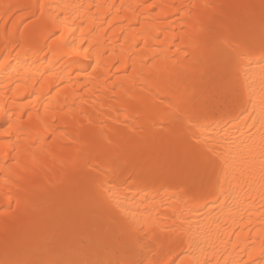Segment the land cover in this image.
<instances>
[{
    "label": "bare ground",
    "instance_id": "obj_1",
    "mask_svg": "<svg viewBox=\"0 0 264 264\" xmlns=\"http://www.w3.org/2000/svg\"><path fill=\"white\" fill-rule=\"evenodd\" d=\"M263 142L264 0H0V264H264Z\"/></svg>",
    "mask_w": 264,
    "mask_h": 264
},
{
    "label": "snow or ice",
    "instance_id": "obj_2",
    "mask_svg": "<svg viewBox=\"0 0 264 264\" xmlns=\"http://www.w3.org/2000/svg\"><path fill=\"white\" fill-rule=\"evenodd\" d=\"M182 118H183L182 114H176L174 116V119H177V120H180ZM192 126L195 127V123L194 122L192 123ZM198 145H199V140L197 139L196 143L192 144L191 147L192 148H196ZM215 151H216L215 149H209V150H206V152L203 155V159L207 162V164L209 166L219 162V157L218 156L216 157V159H213V157L211 155H209V153H215Z\"/></svg>",
    "mask_w": 264,
    "mask_h": 264
},
{
    "label": "rangeland",
    "instance_id": "obj_3",
    "mask_svg": "<svg viewBox=\"0 0 264 264\" xmlns=\"http://www.w3.org/2000/svg\"><path fill=\"white\" fill-rule=\"evenodd\" d=\"M263 145H264V142H263ZM198 147V146H197ZM169 187H174V185H172V184H169Z\"/></svg>",
    "mask_w": 264,
    "mask_h": 264
}]
</instances>
